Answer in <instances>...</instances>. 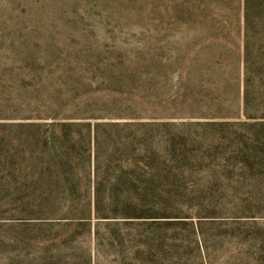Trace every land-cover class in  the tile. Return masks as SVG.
<instances>
[{
	"label": "rangeland",
	"instance_id": "rangeland-1",
	"mask_svg": "<svg viewBox=\"0 0 264 264\" xmlns=\"http://www.w3.org/2000/svg\"><path fill=\"white\" fill-rule=\"evenodd\" d=\"M0 264H264V0H0Z\"/></svg>",
	"mask_w": 264,
	"mask_h": 264
}]
</instances>
